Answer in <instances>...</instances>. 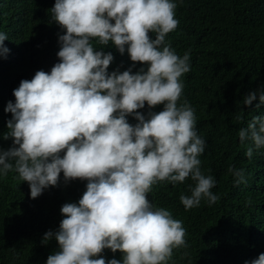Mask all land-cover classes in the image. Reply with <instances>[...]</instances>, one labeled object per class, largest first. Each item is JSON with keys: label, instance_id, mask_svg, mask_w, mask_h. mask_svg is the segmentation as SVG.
Masks as SVG:
<instances>
[{"label": "clouds", "instance_id": "obj_1", "mask_svg": "<svg viewBox=\"0 0 264 264\" xmlns=\"http://www.w3.org/2000/svg\"><path fill=\"white\" fill-rule=\"evenodd\" d=\"M176 7L172 0H56L51 9L53 20L66 29L59 38L61 62L14 90L4 139L13 138L15 146L0 152V174L17 172L29 183L32 199L57 186L61 172L65 181H88L78 205L62 206L59 232L45 234V241L55 235L60 246L47 264H121L94 258L105 249L123 253V264H168L174 249L187 247L186 231L169 211L153 209L152 187L191 176L196 186L180 197L186 210L202 199L219 200L211 191L215 179L200 168L206 143L196 131L195 109L187 101L178 106L180 78L191 67L190 52L181 58L165 42L179 25ZM6 39L0 33L4 53ZM93 40L111 42L121 55L128 46L131 61L149 65L147 71L109 74L114 57L97 51ZM256 99L251 92L243 103ZM259 99L264 103V91ZM146 103L163 104L164 110L146 119L139 112ZM129 115L138 121L135 126ZM238 135L242 144L251 140L256 149L264 147V118L254 117ZM246 156H253L251 146ZM229 171L237 184L246 183L243 170ZM253 264H264V254Z\"/></svg>", "mask_w": 264, "mask_h": 264}, {"label": "trees", "instance_id": "obj_2", "mask_svg": "<svg viewBox=\"0 0 264 264\" xmlns=\"http://www.w3.org/2000/svg\"><path fill=\"white\" fill-rule=\"evenodd\" d=\"M176 3L178 28L166 36V44L181 58L190 52L189 73L178 106L187 101L195 109L196 131L206 147L198 159L205 176H212L219 196L215 204L206 199L186 210L181 195L190 196L196 182H158L148 193L153 209H164L182 222L187 247L173 250L168 264H253L264 254V147L256 149L251 140L243 144L238 132L256 116L264 118V0H172ZM56 0H0V33L8 39L0 50V152L14 147L9 131L8 103L15 104L14 90L21 81L31 80L37 71L50 73L60 61V36L66 34L53 20ZM114 23V21H113ZM152 40L156 34L149 33ZM97 51L114 57L108 72L136 74L149 65L133 63L109 42L93 40ZM257 93L252 105L244 99ZM259 105V107H257ZM164 105L139 112L147 119ZM242 116V119H237ZM135 126L134 115L127 117ZM253 156H246L248 147ZM65 153H61V158ZM230 168L243 170L246 183L237 184ZM87 180L65 181L61 172L58 185L49 186L32 199L30 185L17 172L0 174V264H47L60 251L58 241H45V234L59 232L61 212L67 203L78 205L87 190ZM123 253L105 249L99 257L123 264Z\"/></svg>", "mask_w": 264, "mask_h": 264}]
</instances>
